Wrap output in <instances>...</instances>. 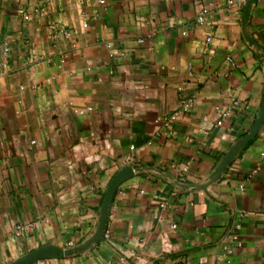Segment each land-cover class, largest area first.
I'll list each match as a JSON object with an SVG mask.
<instances>
[{"label":"crops","instance_id":"crops-1","mask_svg":"<svg viewBox=\"0 0 264 264\" xmlns=\"http://www.w3.org/2000/svg\"><path fill=\"white\" fill-rule=\"evenodd\" d=\"M100 1L0 0V264H264V0Z\"/></svg>","mask_w":264,"mask_h":264},{"label":"built area","instance_id":"built-area-1","mask_svg":"<svg viewBox=\"0 0 264 264\" xmlns=\"http://www.w3.org/2000/svg\"><path fill=\"white\" fill-rule=\"evenodd\" d=\"M100 3L102 5H105V1L104 0H101ZM3 53L5 56L9 55L10 53V48L8 46H5L4 49H3ZM190 107H191V101L190 100H183L182 101V104H181V107L180 109L178 110V112H176L175 114H173L172 116L169 117V119L172 121V120H175L176 117L179 115V114H186L189 112L190 110ZM228 110H225L223 111V113L221 114V118H223L224 116H227L228 115ZM221 121L218 122V124H220ZM172 228L174 230L177 229V226L176 225H173ZM26 229L25 226H17V229H16V234L17 235H20L22 231H24ZM108 235H106L107 237Z\"/></svg>","mask_w":264,"mask_h":264}]
</instances>
